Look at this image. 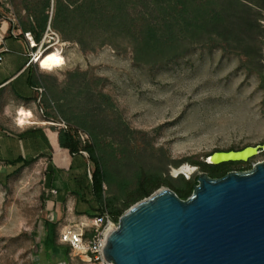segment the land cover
<instances>
[{"label":"trees","instance_id":"1","mask_svg":"<svg viewBox=\"0 0 264 264\" xmlns=\"http://www.w3.org/2000/svg\"><path fill=\"white\" fill-rule=\"evenodd\" d=\"M21 6L24 18L18 21L20 28L30 31L37 42L49 25L61 40L77 44L83 52L104 46L120 53L129 51L138 66L163 65L206 47L245 57L261 67L264 28L259 19L264 0H21ZM258 74L263 81L262 69ZM69 77L61 94L51 86L47 90L55 111L69 125L90 133V142L82 146L70 130L59 132L61 147L73 154L85 149L93 164L90 186L81 177L75 181L76 189L70 192L75 207L80 202L89 204L93 199L97 214L107 210L118 220L128 207L162 185L182 199L191 194L196 176L186 178L179 174L173 178L167 174L169 165L178 167L187 162L199 166L210 177L251 168L243 161L211 164L192 157L171 159L164 153L156 155L162 148L153 147L145 134L134 136L111 97L90 87L87 72L74 71ZM46 78V75L42 78L44 86ZM76 80L80 85L75 84ZM70 89L76 91L75 96L68 95ZM105 111L114 115V125L110 128L103 115ZM108 129L114 130L110 137L105 133ZM30 163L23 162L16 172ZM101 183H105V190ZM43 201H47L45 197ZM76 213L82 212L76 210ZM44 222L45 252L68 259L70 246L58 241L59 218H45Z\"/></svg>","mask_w":264,"mask_h":264},{"label":"rangeland","instance_id":"2","mask_svg":"<svg viewBox=\"0 0 264 264\" xmlns=\"http://www.w3.org/2000/svg\"><path fill=\"white\" fill-rule=\"evenodd\" d=\"M9 3L17 22L24 18L21 0ZM259 22L264 28V11ZM61 55L64 65L46 73L43 85V97L50 103L45 113L49 122L65 120L55 111L47 86L61 94L70 73L84 71L93 90L100 89L111 97L134 136L145 134L153 147L162 148L156 155L205 161L214 151L239 150L264 142V80L258 74L260 69L264 73V39L261 67L245 57L206 47L155 67L138 66L129 51L120 53L109 46L83 52L67 41ZM98 77L101 79L94 80ZM75 84L80 85L78 80ZM68 95L75 96L76 91L70 89ZM109 114L103 112L110 128L114 115ZM69 126L90 136L77 125ZM105 133L110 137L114 130ZM263 160L264 153H258L246 164L252 167ZM185 164L194 167L186 178L206 172L184 162L178 167L169 165L167 174L178 176L174 170ZM92 167L90 163V171ZM44 173L42 166L32 164L0 183V264H94L87 254L71 248L68 259L51 257L43 250L42 227L50 207L43 201L47 191ZM64 213L58 215V232L64 224L79 219Z\"/></svg>","mask_w":264,"mask_h":264},{"label":"water","instance_id":"3","mask_svg":"<svg viewBox=\"0 0 264 264\" xmlns=\"http://www.w3.org/2000/svg\"><path fill=\"white\" fill-rule=\"evenodd\" d=\"M260 148L264 143L214 151L205 161H244ZM42 232L43 241L45 225ZM103 254L112 264H264V160L220 177L199 172L185 199L160 188L135 202L119 216Z\"/></svg>","mask_w":264,"mask_h":264},{"label":"crops","instance_id":"4","mask_svg":"<svg viewBox=\"0 0 264 264\" xmlns=\"http://www.w3.org/2000/svg\"><path fill=\"white\" fill-rule=\"evenodd\" d=\"M5 45L7 50L0 61V183L16 175L23 162L30 161L25 167L33 164L42 166L45 171V198L50 203L49 212H54L57 218L65 211L72 217H87L86 212L96 214L95 200L91 199L89 204L80 202L75 207V198L70 194L76 189V179L85 177L90 186L87 157L80 152L81 149L73 154L61 147L59 132L62 129L50 124L45 112H38L40 104L35 88H44L42 78L49 71L28 64V46L22 37L7 36ZM40 103L44 111L49 108L46 97H42ZM18 109L20 116L27 117L30 111L32 117L17 124ZM50 189L57 192L51 194ZM76 210L82 213L77 214Z\"/></svg>","mask_w":264,"mask_h":264},{"label":"built area","instance_id":"5","mask_svg":"<svg viewBox=\"0 0 264 264\" xmlns=\"http://www.w3.org/2000/svg\"><path fill=\"white\" fill-rule=\"evenodd\" d=\"M0 2V61L2 60L3 52L7 50L5 45L7 36L22 37L28 46V64H34L39 68H41L42 62L40 58L44 57L49 51L59 50L63 52V46L67 42L61 40L58 33L49 25L46 26L41 39L37 42L30 31H22L16 17L11 11L9 0H0ZM4 8H7L8 11L6 12L7 9L5 10ZM35 90L38 92L37 101L40 104L38 112L44 114V107L40 102L45 94V89L40 86L36 87ZM17 116H20V109L17 110ZM30 117H32V114L27 115L26 119ZM49 123L56 125L59 129L70 130L79 139L82 146L90 142V136L87 132L70 127L65 121L61 120L60 122ZM17 124H20L19 120H17ZM80 152L87 157V173L89 179H91L93 167L90 171L89 165L92 162L89 160V154L83 148ZM100 186L104 190L106 189L105 183H101ZM56 192L55 189H50L51 194H55ZM54 215V212L48 213V217L51 219L55 218ZM116 223L117 220L107 210L91 217H79L77 222L64 224L61 227L58 232V241L69 245L74 251L87 254L94 264H112V262L105 259L103 247L105 246L109 233L115 229Z\"/></svg>","mask_w":264,"mask_h":264},{"label":"bare ground","instance_id":"6","mask_svg":"<svg viewBox=\"0 0 264 264\" xmlns=\"http://www.w3.org/2000/svg\"><path fill=\"white\" fill-rule=\"evenodd\" d=\"M42 60L41 62V69L47 70V71H53L57 68H60L64 65L65 60L63 56L61 55V52L59 50H51L48 53L44 55V57L40 58ZM28 115H30V112H27ZM18 120L20 123H24L26 121V117L19 116ZM250 152H254L253 150H250ZM217 156H213L209 159V161H217ZM194 170V167L189 166L187 164L180 166L179 168L174 170V174L182 173V174H188L191 173ZM184 172V173H183Z\"/></svg>","mask_w":264,"mask_h":264},{"label":"flooded vegetation","instance_id":"7","mask_svg":"<svg viewBox=\"0 0 264 264\" xmlns=\"http://www.w3.org/2000/svg\"><path fill=\"white\" fill-rule=\"evenodd\" d=\"M263 143H264V142H263ZM263 143H262V144H263ZM262 144H261V145H262ZM258 153H264V148H260L259 151H258ZM258 153H257V154H258ZM249 158H250V157H249ZM247 160H248V159L244 160L243 162H246ZM207 163H208V162H207ZM211 164H212V163H211Z\"/></svg>","mask_w":264,"mask_h":264}]
</instances>
